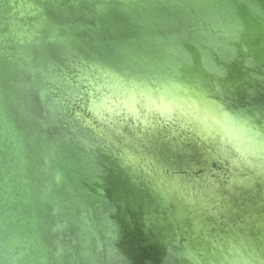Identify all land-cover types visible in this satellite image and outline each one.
<instances>
[{"label": "rangeland", "instance_id": "rangeland-1", "mask_svg": "<svg viewBox=\"0 0 264 264\" xmlns=\"http://www.w3.org/2000/svg\"><path fill=\"white\" fill-rule=\"evenodd\" d=\"M80 3L85 5L90 3L88 5L92 6L96 3H103V0H12V4L0 2V83L6 78L20 79L15 71L20 67L14 66L16 63L14 59L19 57L18 54L25 55L28 46L29 48L31 45L33 46L31 48L33 58L36 50L40 53L43 46L48 49L57 48L60 52L72 54L60 53L59 56L53 58L52 53L45 54L42 51L38 54L39 58L41 57L43 62L46 61L44 64L51 65L47 68L46 73L40 71V76H37L36 72H33L35 69L38 72V68L31 67V69H26L31 72L21 76L33 84H38L36 83L38 79L41 84V87L37 89L38 97L34 96L35 102L32 103L30 100L33 122L27 125L37 132V128L33 126L35 118L43 121L42 119L46 117L55 123L53 134L56 136L62 132L68 138L78 139L79 142L87 140L88 147L90 145L91 149L95 150L100 163L106 164L108 167L113 166L117 174L122 177L121 179L127 180L129 186L134 185V188L146 189L149 199L155 201L152 202V206L149 208L151 211L147 214L148 222L150 221L154 225L157 224V220L161 219L167 222V218L169 219V215L172 214L171 216L177 217L182 223L180 229L184 230L181 234L188 229L192 235L195 233L194 236H200L201 239L210 243V246L219 242L235 241L237 237L244 235L251 240L262 238L264 236V136L251 138L252 141H248L252 142L250 143L251 152L244 153L234 140L201 131L193 124L192 120H187L185 114L182 115L183 113L173 111L174 113L166 115L168 117L164 114H155L147 118L144 109L136 114L128 112L120 105L110 108L111 101H108L106 106L103 105V99L106 96L118 98L126 87H131L130 81L125 83V79L131 80L128 78L130 74L124 73L126 78L123 76L124 82L119 87L111 86L109 74L105 76L108 73L107 70L114 69L120 73L121 70L118 71L99 59L102 57L99 52L100 48L96 49L99 45L96 40L99 38H95V42L93 39L84 38V40H88V46L97 50L100 57L93 55L98 58L95 59L89 56L94 61L93 63L90 59H88L89 61L79 59L78 54L73 50V43L82 39L77 34H83L84 29L74 28L68 32L66 24L62 26L53 24L47 17V13L56 11V8H62L65 5L78 8ZM243 3L249 8L244 7V12L234 15H228V12L222 13L223 17L220 15L221 23L211 22L204 14L193 9L196 4L194 0H157L154 9L158 13L165 12L170 16L185 18L187 23L183 28L179 25L176 30H171L177 33L178 39L188 41L190 36H195L202 43L199 47L194 48L199 50L195 52L196 56H193L190 61L182 59L184 62L193 63L200 56L198 65L213 67L215 63L219 62L216 60L218 57L227 59L228 56L226 53L218 55V48H215V45L220 44L218 40L224 42L225 36L230 33L237 37L240 34H245L246 36L242 37L249 39L253 46L244 54L257 64L255 69H264V0H243ZM146 12L148 13V11ZM153 15L151 16L154 17ZM154 28L156 30L152 33L160 37L159 32H162L163 28L160 25ZM240 29L243 31L239 32ZM34 31L37 32L36 37L32 35L35 33ZM94 31L99 32L95 35L101 36L100 39L106 47L110 45L116 35L127 36L124 34L125 32H120L112 24L100 30L99 27L89 29L87 33L88 35L93 34ZM247 35L250 36L247 38ZM29 37H35L34 42L32 41L33 44L31 42L26 45L22 43V39L29 40ZM45 38L50 42L44 41ZM44 42L48 43L42 46ZM186 47L188 48V46ZM142 50L154 52L158 58L166 59L159 55L160 52L156 44L151 49ZM172 59L176 60L175 55ZM50 61L54 63L51 64ZM95 61L97 63L102 61L101 67L108 69L104 72L102 69L92 67ZM236 67L233 68L236 70ZM135 78L139 84L137 90L142 89L144 80L151 82L156 89L160 86L158 81L156 82V77L151 79ZM208 79L203 77L185 81L191 90H204L209 97L224 102L225 105H223L229 109L236 108L237 104L231 105L236 101H242L245 108L256 107L260 103H264V91L260 89L255 90L251 96L246 98L230 97V91L227 92V95L218 96L212 91ZM0 92L2 93L1 90ZM2 97L0 96V105L6 107ZM93 106L95 111L92 110ZM7 108L10 109V107ZM166 108L168 109V107ZM8 115L12 114L8 111ZM184 116L186 120L183 118ZM256 120L261 122L258 118ZM14 124L17 126V123ZM261 124L264 125V123ZM29 131L26 130L29 133L28 139H24L21 134L26 149L32 146V144L29 145V142L34 143L33 134ZM40 134L46 136L48 133L40 130ZM260 142L262 143L260 144ZM88 147L85 146V148ZM33 151L35 150H32V153ZM44 151L43 156L38 154L42 158L41 163L44 166V170L40 174L42 177H47L43 186L46 183L49 186V182L52 181L56 189L60 188L64 193L68 192L67 196L70 199L68 202L72 206V211L68 212L69 219H71L69 224H66L68 227H60V233L64 231L67 233V239L74 238L75 242H79L81 256L85 252H90L98 264H123L120 260L123 258L117 254L116 250L121 230L112 222L118 212L114 207H111L109 193L103 186H99V181H105L107 176L101 175L100 172H98V176L93 174L96 172L90 167L91 163L85 164L84 159L77 160L76 156H73L69 160V158L60 155V152L57 154L58 152L56 153L54 150L49 152L44 149ZM105 161L113 164L109 165ZM71 165H74V168L70 169ZM86 170H89L91 176H86ZM58 174L63 175L60 182L56 179ZM79 180L82 183L84 180L83 185L85 186L96 184L95 189L92 188L91 197H87L88 191L85 188L82 190L78 188L91 209L93 228L96 232H91L93 229L90 228L87 231L85 228L80 212H78L80 211V202L76 201L72 196L73 192L71 193L72 188L79 187V184L76 183ZM51 195L60 197L57 193H51ZM113 195L115 196L116 193ZM36 198L37 193L33 196V199ZM140 198V194L135 193L132 198L135 206H138L139 201L141 202L142 198ZM130 199L131 197L126 198L127 202L130 203ZM59 200L60 198H55V202ZM55 202H36L41 210L39 212L41 218L45 215L57 217L60 205ZM161 204L167 205L168 209H162ZM44 205H53L50 214L47 209L43 208ZM129 205L127 208L125 206L122 208V216L126 214L127 217L126 209L129 208ZM67 209L65 207L66 211ZM131 211H133L132 207ZM137 213H141V210L139 209ZM129 221L131 220L129 219ZM41 223L42 220H39L38 224ZM129 225L131 228L134 226L133 224ZM68 229L76 232H73L71 236ZM71 243L72 241L69 242V244ZM185 243L184 237L181 244ZM60 244L62 243H58V245ZM58 248L60 249L59 246ZM247 256L249 257V255ZM263 261V259L260 261L247 259L245 264H262Z\"/></svg>", "mask_w": 264, "mask_h": 264}, {"label": "water", "instance_id": "water-1", "mask_svg": "<svg viewBox=\"0 0 264 264\" xmlns=\"http://www.w3.org/2000/svg\"><path fill=\"white\" fill-rule=\"evenodd\" d=\"M113 2L119 3L118 0H103V3H96L92 6L88 5L90 3L87 5L80 3V7L78 6V8L65 5L62 8H56L61 11L56 10L47 13V17L53 24L59 26L66 24L67 31H72L74 28L79 30L84 29L83 35L89 39L87 33L89 29L110 26L108 22H115L112 25L120 24L122 19L120 17H122L123 13L119 8L116 9L111 6ZM156 2L157 0H153L154 4ZM105 3H109L110 5ZM227 14L231 15L230 13ZM100 18L111 20L105 23L100 20L98 23V19ZM178 27V24L173 25V27L169 26L166 31L170 32L173 29L176 30ZM230 34L225 36L224 42L218 40L220 44L215 45V48H218L219 56L222 53H226L228 56L227 59L218 57L216 60L219 62L215 63L212 67L214 68L212 69L213 71L208 73V76L210 75L209 79L208 76L205 77L210 81L212 91L218 94V96L222 94L227 95V92L230 91V97L239 96L240 98L251 96L258 89L264 91V69H255L257 68V64L244 54L252 48L253 43L249 39H244L243 35L237 37ZM44 41H48V39L45 38ZM79 41L81 43H78ZM79 41L76 40L73 43V50L78 54L79 59L86 61L90 57L95 58L93 55H96L97 51L92 48L90 49L88 40L85 41L82 38ZM48 42H44L42 46ZM157 47L160 56L167 57L169 52H171L168 51L167 46L164 44ZM41 49V52L44 51L45 54L52 53L53 58L59 56L60 53H65L53 47L48 49L43 46ZM40 53L36 50L32 64V67L38 68V72L36 69L33 72H36L37 76H40V71L46 73L50 65L44 64L46 61L43 62L42 58H39L38 54ZM65 54L72 55L68 52ZM90 60L92 63L94 62L92 59ZM101 62L97 63L95 61L92 67L102 69L105 72L108 68L101 67ZM234 66H237L236 70L233 68ZM17 76L20 77L19 80H16V78H6L1 81L2 84L0 83V90L2 91V93L0 92V96H3L2 99L6 103V107L0 105V264H98L96 258L90 252H85L82 256L79 254L78 241L75 242L74 238L67 239V233L64 231L60 233V227H68L66 224H69V220H71L68 214L70 213L69 211H72V206L69 205L68 192L64 193L60 188L56 189L52 181L49 182V186L47 183L43 186L47 177H42L40 174L43 172L44 166L41 163L42 158L38 154L43 156L44 149L49 152L54 150L56 153L58 152L57 154L60 152V155L69 158V160L73 156H76L77 160L84 159L85 164L91 163L90 167L96 172L93 174L98 176V172H100L101 175L107 176L105 181H99V186H103L109 193L111 207H114L118 212L112 222L121 230L120 241L116 244V250L117 254L122 256L123 259L120 260L123 264H245L247 259L254 261L264 260V236L251 240L248 236L244 235L237 237L235 241L228 243L219 242L210 246V243L201 239L200 236H194V231V235L188 229L181 234L184 230L180 229L182 223H180L177 217L171 216L172 214L169 215V219L167 218V222L161 219L157 220L156 225L150 221L149 223L147 219L149 216L147 214L151 211L149 208L152 206L154 200L151 201L149 199L146 189L134 188V185L129 186L127 180H122V177L117 174L113 166L108 167L106 164L100 163V159L96 157L95 150L91 149L90 145L88 147L87 140L82 139L83 141L79 142L78 139L68 138L62 132L56 136L53 134L55 123L46 117L41 118L43 121L35 118L33 126L37 128V132L27 125L33 122L30 100H32V103L35 102L34 96L38 97L36 90L41 87V84H39L38 79L36 80L38 84H33L18 73ZM212 99L222 111L230 113L239 124L244 125L252 139L256 136L258 138L264 136V125L261 124L264 123V103H260L256 107L249 106L245 108L242 101H236V103H230L233 106L237 104L236 108L231 107L232 109H229L224 106V102L215 98ZM7 107H10V109L8 110ZM6 110L12 115H8V111L6 112ZM256 118L260 119L261 122L256 120ZM14 123H17V126ZM25 129L30 130L29 132L33 134L34 143L29 142V145L32 144L34 148L30 145L32 150H35L33 153L30 147L28 149L24 148L21 134L24 139H28L29 136V133ZM40 130L48 134L46 136L45 134H40ZM85 146L88 148H85ZM72 168H74V165H71L70 169ZM114 169L116 172L113 171ZM86 173V176L89 177V170H86ZM62 178L63 175L60 174L56 177L59 182ZM22 180L25 184L23 191L26 194V200H24L21 194L20 187L22 183L20 181ZM82 181L84 183V180ZM76 183L79 184V187L72 188L71 193L73 192L72 196L74 199L80 202V211L78 212H80L83 219V203L88 207L89 205L78 188L81 190L85 188L88 191L87 197H91L93 186H85L80 180ZM70 186L72 187L73 184L71 183ZM35 193H37V198L33 199ZM51 193H57L60 197H55ZM113 193H116V195L114 196ZM135 193H139L140 197L145 199L142 200L140 198L141 202L139 201L138 206H135L132 200ZM128 197H131L130 203L126 200ZM55 198H60V200L55 202ZM40 201L58 203L60 206L56 214L57 217L45 215L41 218V214L39 213L41 210L38 207L39 205H36V202L39 203ZM128 204L130 205L126 209L127 217L131 221L127 219L126 214L122 216V208L124 206L127 208ZM53 205H44L43 208L47 209L50 214V209L53 208ZM24 206L27 208L22 210ZM65 207L68 208L67 211ZM131 207L133 211H131ZM160 207L164 210L168 209V206L165 204H161ZM139 209L141 213H137ZM39 220H42L40 225L38 224ZM129 224H133L134 226L131 228ZM84 226L86 228L85 224ZM77 228L79 229V227ZM68 230H70L71 236L73 232H76L75 230ZM183 236L186 239L184 245L181 244ZM70 241H72L71 244H69ZM58 243L62 244L58 245ZM37 248L40 251L39 253L37 252ZM261 263L264 264V261Z\"/></svg>", "mask_w": 264, "mask_h": 264}, {"label": "bare ground", "instance_id": "bare-ground-1", "mask_svg": "<svg viewBox=\"0 0 264 264\" xmlns=\"http://www.w3.org/2000/svg\"><path fill=\"white\" fill-rule=\"evenodd\" d=\"M118 1L119 3L113 2L111 6L116 9L119 8L123 15L122 17H120L122 18L120 24H116L114 26L120 32L124 31V34L127 36L122 37L116 35V37L113 38V41L108 47H106L104 42H102V40L100 39V35H95L99 32L94 31L93 34H89L88 36L89 39L93 40L95 38H99L96 40L99 42V45L96 47V49L98 47L100 48L99 52L102 56L99 59H101L103 63H108L110 66L117 69L118 71L121 70L120 73L113 69H110V72L108 71V73H106L105 76L109 74V81L111 86L119 87L121 83L124 82V80H122L125 77L124 73L127 72L130 74L128 78H131V80L125 79V83H127V81H130L131 87H126L125 91L123 93L121 92V96L118 94V98L109 95L108 97L106 96L103 99V105L108 103V101H111L110 103H114L117 105L123 104L124 108H126V110L131 113H135L143 109L144 111L149 110L148 115L164 114L166 116L172 113L173 111H177L180 112V114L183 113L182 115L185 114L187 120H192V122L196 124V127L198 129H201V131L207 134L221 135L231 140H234V142L240 147V150H242L244 153H250V143L252 142L248 141H252V139L247 128L244 125L239 124L230 113L222 111V109L217 105V103L208 96L207 92H205L204 90H191V87L187 85L185 81L193 78L200 79L203 77H207L208 73H211L213 69L211 66L208 65L204 67L198 65V60L199 58H201L200 56L197 58L194 57L196 58V60L193 63L184 62V60H182L187 59L190 61L193 56H196L195 52L199 51L198 49L195 50L194 48L199 47V45H201L202 43L199 42V40L195 38V36H190V40L187 39L188 41H184L177 38L178 36L176 32L166 31L169 26L173 27V25L176 24L180 25L181 28H183L184 24L187 23L185 22V18L170 16L169 13L167 14L165 12H156V10L154 9L155 4H152L153 0ZM194 1L196 4L193 6V9H195L199 13L204 14L211 22L218 23L222 22V18L220 15H222L223 17L222 13L224 12H228L231 15H234L236 13L244 12V7L249 8V6L243 3V0ZM0 2L12 4V0H0ZM28 7L30 8V6ZM146 11H148V13ZM150 13L154 14V17H152V14L150 15ZM100 20L105 23L106 21H109L111 19L100 18L98 19V23ZM108 23L113 24L115 22ZM158 25L163 28V31L159 32L160 37H158L159 35L155 36L152 33L155 30L154 27H158ZM102 28L103 27L99 28V30ZM242 31V29L239 30V32ZM34 32H32L34 33L32 35L36 37L37 32ZM77 36H81L82 38L87 39L85 35L80 33H78ZM243 36L246 35L243 34ZM248 36L250 35H247V38ZM35 37H29V40L22 39V43L26 45L31 42V44H33V39ZM238 37H241V34ZM155 44L157 46H161V44H164L167 46L166 48L172 46L170 49H168V51L171 52H169V55H167L166 59L162 60L161 58H158V56L154 55V52H151L150 50V52L142 50L145 48L151 49L154 47ZM186 46H188V48ZM26 48L27 49L25 55L18 54L19 57H15L14 59V61L16 62L14 66L17 65L18 67H20L19 69L17 68V70L15 71L21 76H25V74L27 75V73L31 72V70L29 71L26 69H31L33 64V56L31 52V48H33V46L31 45L30 48L29 46ZM95 54L98 55L97 53ZM173 55H175L176 60L172 59ZM98 57H100V55H98ZM135 77H141L144 79H151L156 77V82L158 81L160 86L156 89L151 84V82H146V80L143 79L144 85L142 89L137 90L139 84ZM180 90L181 92H179ZM36 93H38V90H36ZM166 107H168V109ZM93 108L94 106L92 107V110L95 111V109ZM177 115L179 116V114ZM185 116L183 117L184 119ZM179 117L181 118V116ZM20 183H22L20 187L21 194L24 197V200H26L27 197L23 191L25 185L24 181L22 180L20 181ZM94 188L95 185L93 186V189ZM83 205L82 206L84 224L86 225V228L93 229L91 230V232H96V230L93 228L91 209L84 203ZM26 208L27 207L24 206L22 210H25ZM38 250L39 249L37 248V252L39 253L40 251Z\"/></svg>", "mask_w": 264, "mask_h": 264}, {"label": "trees", "instance_id": "trees-1", "mask_svg": "<svg viewBox=\"0 0 264 264\" xmlns=\"http://www.w3.org/2000/svg\"><path fill=\"white\" fill-rule=\"evenodd\" d=\"M106 104H107V103H106ZM106 104H105V106H106ZM120 106L124 107L123 104H121ZM109 107H110V108H114V107H119V105L114 104V103H111V105H110ZM138 112H140V111H138ZM138 112H135V113L137 114ZM148 112H149V110L145 111V113H146V115H147V118H150V115H148V114H149ZM193 124H194V123H193ZM194 125H196V124H194Z\"/></svg>", "mask_w": 264, "mask_h": 264}]
</instances>
